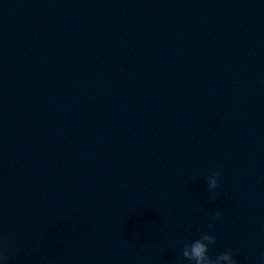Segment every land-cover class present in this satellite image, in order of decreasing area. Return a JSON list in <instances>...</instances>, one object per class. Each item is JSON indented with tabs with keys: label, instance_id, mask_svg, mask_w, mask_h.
Returning a JSON list of instances; mask_svg holds the SVG:
<instances>
[{
	"label": "water",
	"instance_id": "95a60500",
	"mask_svg": "<svg viewBox=\"0 0 264 264\" xmlns=\"http://www.w3.org/2000/svg\"><path fill=\"white\" fill-rule=\"evenodd\" d=\"M210 230L264 264V0H0L9 264H188Z\"/></svg>",
	"mask_w": 264,
	"mask_h": 264
},
{
	"label": "clouds",
	"instance_id": "9594fccd",
	"mask_svg": "<svg viewBox=\"0 0 264 264\" xmlns=\"http://www.w3.org/2000/svg\"><path fill=\"white\" fill-rule=\"evenodd\" d=\"M221 172L219 167L212 170L206 176V187L212 199L217 196V190L220 187ZM222 209L216 210L214 216L209 220L210 226L223 217ZM180 242L183 243V256L187 259L188 264H238L234 255V250L227 248L219 252L214 258L209 253V246L217 241V233L213 230L204 231L199 237L187 239L181 236ZM0 264H9L5 249L0 246Z\"/></svg>",
	"mask_w": 264,
	"mask_h": 264
}]
</instances>
